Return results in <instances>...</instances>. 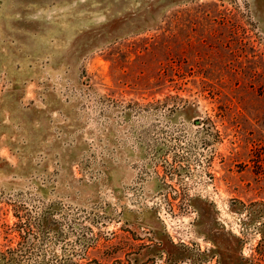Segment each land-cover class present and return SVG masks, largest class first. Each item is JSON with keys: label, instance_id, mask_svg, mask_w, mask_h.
<instances>
[{"label": "rangeland", "instance_id": "rangeland-1", "mask_svg": "<svg viewBox=\"0 0 264 264\" xmlns=\"http://www.w3.org/2000/svg\"><path fill=\"white\" fill-rule=\"evenodd\" d=\"M1 251L264 264V0H0Z\"/></svg>", "mask_w": 264, "mask_h": 264}, {"label": "trees", "instance_id": "trees-1", "mask_svg": "<svg viewBox=\"0 0 264 264\" xmlns=\"http://www.w3.org/2000/svg\"><path fill=\"white\" fill-rule=\"evenodd\" d=\"M12 254V256H11ZM45 258L40 261V264H45ZM0 264H20L18 259H16L15 253H10L5 251H1L0 253ZM52 264H82L77 258L73 256H64V257H56ZM86 264H101L98 261H89Z\"/></svg>", "mask_w": 264, "mask_h": 264}]
</instances>
